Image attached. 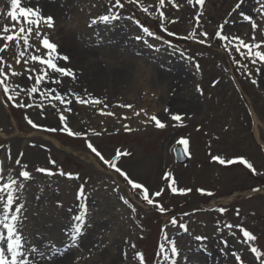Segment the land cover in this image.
I'll return each instance as SVG.
<instances>
[{
  "label": "rangeland",
  "instance_id": "rangeland-1",
  "mask_svg": "<svg viewBox=\"0 0 264 264\" xmlns=\"http://www.w3.org/2000/svg\"><path fill=\"white\" fill-rule=\"evenodd\" d=\"M238 2L205 0L197 27L200 6L187 0H176L178 9L168 0L163 8L158 6V0H143L145 6L153 5L149 9L154 12L151 16L138 6L125 3L124 9L116 10L122 19L95 25L92 19L106 13L109 0H40L43 13L52 15L55 21L52 29L43 31L57 45L60 56L68 57L67 61L61 59L57 63L76 75L74 80L60 77L61 84L52 83L50 87L73 103L61 105L39 93L31 98L22 94L23 102L33 107L17 108L7 102L0 90V144L4 145L0 147V161L5 174L13 169V175L18 177L22 168L15 164L17 158L28 165L32 174L30 181L23 182L26 188L20 202L25 204L26 239L31 246L45 250L43 258L39 253L30 257L36 264H140L136 252L144 254V264H163L157 253L160 244L165 243V234L177 240L182 256L186 257L178 258V264H241L233 252L240 255L243 264H260L250 249L255 246L264 252V65H252L234 48L229 53L224 46L229 42L214 37L224 24L223 34L250 42L253 29L245 17L252 16L264 25L257 13L264 0H243L240 8H235ZM8 10L9 0H0V28L13 23L6 18ZM161 10L165 12L164 21L158 15ZM137 20L155 35L144 33ZM161 23L176 35L169 36ZM193 31L198 34L196 39L183 38ZM205 31L209 34L208 43L200 44L199 33ZM255 36L257 42L264 40L259 28ZM36 47L40 48L38 54H46L47 49L38 41ZM22 50V41L20 48L13 42L0 56L12 63L17 72H23V60L15 64ZM28 51L32 53L34 49ZM244 64L247 69L242 67ZM31 66L33 62L29 60L28 67ZM36 67L39 71L40 66ZM256 67L261 68L259 74ZM34 80V76L27 79L25 73L12 78V83L29 88ZM46 83L42 82L41 90ZM73 93L85 98L91 94L108 107L82 105L75 101ZM121 104H131L133 108H122ZM102 108L114 115L101 114ZM141 109L149 116L156 115L166 127L142 123L148 121V116L143 112L139 116L134 114ZM61 112L67 116L69 127L84 135L73 137L59 130L44 131L63 127ZM174 114H180L182 119L173 120ZM26 117L42 127L33 128ZM124 124L131 131H126ZM181 138L189 141L187 153L191 159L185 165L177 163L174 153ZM88 141L106 159L113 158L117 150L131 153L121 157L118 166L143 183L150 193L163 190L154 202L163 204L167 211L160 213L147 205L139 190H132L118 173L91 153ZM216 155L225 160L243 157L257 171L253 173L239 161L221 165L212 160ZM52 160L56 163L51 164ZM38 167L49 168L56 174L36 172ZM60 170L79 174L80 178L70 179L60 175ZM81 185L86 199L78 197ZM172 187L191 192L173 193ZM253 188L261 191L256 193ZM84 204L91 223L79 247L67 251L73 217ZM221 207L227 211L220 213ZM172 218L187 225L188 232L180 229L179 224L172 225ZM228 224L242 225L257 240L244 242L240 230L229 229ZM195 236L207 239L196 241ZM132 244L135 249L130 247ZM51 247L58 248L60 256L54 258Z\"/></svg>",
  "mask_w": 264,
  "mask_h": 264
},
{
  "label": "snow or ice",
  "instance_id": "snow-or-ice-1",
  "mask_svg": "<svg viewBox=\"0 0 264 264\" xmlns=\"http://www.w3.org/2000/svg\"><path fill=\"white\" fill-rule=\"evenodd\" d=\"M168 2L175 8H179V5L176 3V0H168ZM189 4L199 5L200 10L196 16L197 27H199L200 17L203 15V6L205 4V0H187ZM125 3L129 5L138 6L144 13L148 15H154V12H151L149 9L153 7V5H147L143 3V0H109V7L105 14H102L96 18H93L91 23L93 25L97 23L110 24L113 21H118L122 19V16L117 9H124ZM243 0H239V2L235 5V8H240ZM10 10L6 12V18L10 19V24L3 25L0 28V53L6 52L7 49L13 44L17 48H20L21 41L23 42V50L18 52V56L15 58V64L19 65L23 60L25 65V69L23 72H17L13 67L12 63H9L5 60L4 56H0V90L6 97L7 102H11L12 106L17 108H30L33 107L31 103H24L22 94L28 96L29 98L33 97L35 94L39 93L42 98L59 101L61 105L67 104L71 105L73 103L72 99L66 98L61 91H57V89H53L50 87L52 83H55L57 86L61 84L60 77H71L73 80L76 78L75 73L72 69L60 66L57 61L64 60L67 61V56H60L57 52V45L50 41L47 33L43 31L44 28L52 29L54 27L55 21L52 15H45L43 13L42 7L40 6V0H9ZM25 5V6H22ZM158 6L163 8L165 6V0H158ZM257 13L260 15L261 19L264 20V5L261 8L257 9ZM161 21L166 19L165 12L163 10L158 13ZM132 19L131 16L128 17ZM245 19L249 21L251 28L253 29V36L250 42H245L239 36H229L227 34H223L224 24L219 26V30L214 33V37H218L221 41H228L224 46L229 53L232 52L233 48L235 52L239 53L241 56L245 57L250 61L252 65H257L258 63L264 65V40L256 41L255 31L259 28L262 33H264V25H260L257 23V20L252 16H246ZM175 22V21H170ZM137 24H140V21H136ZM226 23V22H225ZM19 25V27H17ZM140 27L143 29V32L148 36L155 35L148 27L140 24ZM161 27L163 30L168 33L169 36L176 35L173 32H169L166 27H164L163 23H161ZM197 32L193 31L189 36L183 37L184 39H196ZM208 33L201 32L199 36L201 37L198 42L200 44L208 43L207 37ZM34 36V39H32ZM42 37V39H41ZM157 39H160L157 36ZM31 41V42H30ZM37 41L42 44L43 49H47L45 55L38 54L40 52V48L36 47ZM229 44L232 47H229ZM34 49L32 53H29V49ZM28 57L25 59V57ZM29 60L33 62V66L28 67ZM239 63V62H237ZM36 64L40 66L39 71L37 70ZM199 68V65H196ZM244 68H248L247 64L242 65ZM7 69V71L5 70ZM255 72L259 74L261 72L260 67L255 68ZM27 73V79L32 80L33 76L35 77L34 84L25 88L19 84L12 83V78L25 75ZM248 76H252V72H248ZM48 81L44 85L43 90H41L40 85L42 82ZM254 85L257 84L256 79H252L251 81ZM199 90V89H198ZM86 91V90H85ZM55 93V95H53ZM75 97V101L82 105H103L104 108H107L108 105L104 103V101L91 96L88 94L87 98L82 97L78 94H72ZM52 107H56L55 104L51 105ZM122 108H133L131 104H121L119 105ZM42 107V105L40 106ZM67 111H72L71 108H68ZM101 114L112 116L114 113L112 112H104L103 108L100 110ZM167 112L168 109L166 108ZM141 112L144 113L145 116H148V121H142V123L154 122L157 128L163 129L166 127V124L161 122L160 119L157 118L156 115H148V113L141 109L134 114L136 116L141 115ZM27 123L31 125L33 128H41L42 126L34 123L33 120L27 118ZM59 119L63 124V127L57 129L56 127L44 128V131L47 132H57L62 131L67 133L69 136L73 137H81L84 135L82 132L73 131L71 127H69L67 121V116L61 112L59 115ZM124 119H129V117H124ZM172 119L175 121H180L182 116L180 114L172 115ZM126 131H131V128L127 125H123ZM99 135L100 133H96ZM178 143L184 146L185 152H187V145L189 141L187 139L181 138ZM0 147H4V145L0 144ZM87 148L90 149L91 153H93L96 157L99 158L100 161L103 162L109 169H113L116 173L121 176L124 181L127 182L128 185L131 186L132 190H139L138 194L140 198L146 202L147 205L152 206L158 210L160 213H165L167 210L163 206V204L159 202H154L155 197H160L162 195L163 190L156 191L154 193H150L149 189L140 182L132 179L129 174L122 170L121 167L118 166V162L121 157L131 155V153L126 151L117 150L115 156L110 159H106L100 151L93 144L88 141ZM19 156L22 157L23 153H19ZM8 159L11 160V149H8ZM212 160L219 162L221 165H231L239 161V163L245 165L248 169H250L253 173H256V168L250 163L247 159L243 157H238L234 159L225 160L221 156L216 155L212 156ZM51 164H55L54 160L50 161ZM15 164L21 166L22 170L19 172L18 177L13 175V169H8L7 174H5V169L3 167V161H0V264H36L34 259L30 257L35 256L37 253L40 254L41 258L45 255V250H42L38 247H33L29 244V241L25 237V224L26 216L24 215L25 204L20 202V196L22 191L26 188V185L23 183L24 181H30L32 179V174L28 170L27 164H22L21 159L17 158L15 160ZM36 172L44 173L46 175L52 176L56 173L53 172L49 168L38 167L35 169ZM60 175H67L70 179H79V174L75 176L69 172L65 173L63 170H60ZM170 175V174H169ZM174 184L175 181L173 180ZM171 191L173 193L186 194L191 192V189H178L176 187H172ZM197 191L204 193V189H197ZM252 191L260 192V188H253ZM209 196H212L213 193L207 192ZM78 197L80 199H86L85 188L83 185L80 186L78 191ZM123 200L124 198L121 197ZM125 204H128V200H124ZM71 211V209H69ZM132 211L135 212L136 209L133 207ZM220 213H225L227 211L226 208L221 207L218 209ZM236 214L239 215V209L236 210ZM75 221L69 236L70 241L67 247V251H72L73 249H77L80 245L81 238L87 234L88 225L91 223L89 219V212L87 205H81V210L78 214L73 217ZM172 225H178L179 228L183 229L185 232H188V226L180 223L176 218H172L170 220ZM227 228L233 229L238 228L242 233V239L244 242H255L257 237L249 230L245 229L242 225H226ZM207 238L203 236H195L196 241H205ZM165 243H161L159 246L158 256L162 257L163 264H178V258L182 260H186V257L182 256L180 249L178 248V242L175 239H170L166 234L164 236ZM227 244V241H224ZM131 248L135 249L136 245H130ZM251 253L255 254V259L259 260L260 264H264V252L258 249V247H251ZM50 251L53 254V257L56 258L60 256V252L58 248L51 247ZM235 260H241V257L237 253H231ZM135 256L138 257L140 264H144L145 256L142 252H136Z\"/></svg>",
  "mask_w": 264,
  "mask_h": 264
},
{
  "label": "water",
  "instance_id": "water-1",
  "mask_svg": "<svg viewBox=\"0 0 264 264\" xmlns=\"http://www.w3.org/2000/svg\"><path fill=\"white\" fill-rule=\"evenodd\" d=\"M176 154L178 156L179 162L184 163L187 161V156L185 155V152L182 148H178L176 150Z\"/></svg>",
  "mask_w": 264,
  "mask_h": 264
},
{
  "label": "bare ground",
  "instance_id": "bare-ground-1",
  "mask_svg": "<svg viewBox=\"0 0 264 264\" xmlns=\"http://www.w3.org/2000/svg\"><path fill=\"white\" fill-rule=\"evenodd\" d=\"M257 134H258V133H257ZM55 144L61 148V145H60V144H58V143H55Z\"/></svg>",
  "mask_w": 264,
  "mask_h": 264
}]
</instances>
